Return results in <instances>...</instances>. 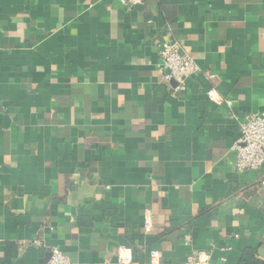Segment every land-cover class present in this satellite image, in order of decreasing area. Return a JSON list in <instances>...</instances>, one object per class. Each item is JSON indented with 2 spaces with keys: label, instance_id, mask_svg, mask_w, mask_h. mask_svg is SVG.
Instances as JSON below:
<instances>
[{
  "label": "crops",
  "instance_id": "0c3cea01",
  "mask_svg": "<svg viewBox=\"0 0 264 264\" xmlns=\"http://www.w3.org/2000/svg\"><path fill=\"white\" fill-rule=\"evenodd\" d=\"M260 113L264 0H0V264L264 262V166L233 148Z\"/></svg>",
  "mask_w": 264,
  "mask_h": 264
},
{
  "label": "built area",
  "instance_id": "2783aa9c",
  "mask_svg": "<svg viewBox=\"0 0 264 264\" xmlns=\"http://www.w3.org/2000/svg\"><path fill=\"white\" fill-rule=\"evenodd\" d=\"M115 1L122 10H131L141 5L144 0ZM160 58L162 67L166 70L164 79L175 83V91H184L185 81L199 70L193 58L183 52L179 43L174 40L162 44ZM207 96L213 99L217 94L214 90H209ZM233 148L236 153L235 170L237 172L256 171L264 166V113L246 116L239 123V134ZM129 252L130 250L124 248L120 250L119 264L130 262ZM48 253L49 257L45 264H70L67 256L58 248H49ZM203 255L204 253H200L199 258ZM199 258L190 255L185 264H202ZM150 264H159L157 256L151 257Z\"/></svg>",
  "mask_w": 264,
  "mask_h": 264
},
{
  "label": "trees",
  "instance_id": "16d2710c",
  "mask_svg": "<svg viewBox=\"0 0 264 264\" xmlns=\"http://www.w3.org/2000/svg\"><path fill=\"white\" fill-rule=\"evenodd\" d=\"M239 264H264L263 261L258 259L257 250L254 248H245L242 251Z\"/></svg>",
  "mask_w": 264,
  "mask_h": 264
},
{
  "label": "water",
  "instance_id": "95a60500",
  "mask_svg": "<svg viewBox=\"0 0 264 264\" xmlns=\"http://www.w3.org/2000/svg\"><path fill=\"white\" fill-rule=\"evenodd\" d=\"M173 83V86H175V83L174 82H172ZM263 250V249H262ZM262 250H260L259 251V254L262 256V257H264V253H262ZM49 255V254H48Z\"/></svg>",
  "mask_w": 264,
  "mask_h": 264
}]
</instances>
